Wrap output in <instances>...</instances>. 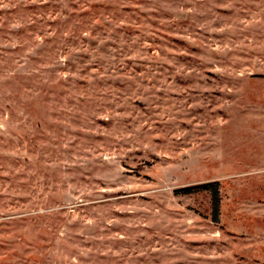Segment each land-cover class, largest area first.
<instances>
[{"label": "rangeland", "instance_id": "rangeland-1", "mask_svg": "<svg viewBox=\"0 0 264 264\" xmlns=\"http://www.w3.org/2000/svg\"><path fill=\"white\" fill-rule=\"evenodd\" d=\"M0 264H264V0H0Z\"/></svg>", "mask_w": 264, "mask_h": 264}, {"label": "trees", "instance_id": "trees-1", "mask_svg": "<svg viewBox=\"0 0 264 264\" xmlns=\"http://www.w3.org/2000/svg\"><path fill=\"white\" fill-rule=\"evenodd\" d=\"M209 190L212 194V207L214 210V215L216 220L220 216V205H221V196H220V184L218 181H208L199 184L187 185L176 190V193H192L196 191Z\"/></svg>", "mask_w": 264, "mask_h": 264}]
</instances>
